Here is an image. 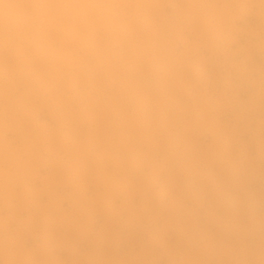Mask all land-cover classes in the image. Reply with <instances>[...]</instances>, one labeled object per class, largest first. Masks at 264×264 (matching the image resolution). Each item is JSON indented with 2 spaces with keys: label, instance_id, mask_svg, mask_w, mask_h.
I'll return each mask as SVG.
<instances>
[{
  "label": "rangeland",
  "instance_id": "374dc122",
  "mask_svg": "<svg viewBox=\"0 0 264 264\" xmlns=\"http://www.w3.org/2000/svg\"><path fill=\"white\" fill-rule=\"evenodd\" d=\"M189 2L244 5L208 74L150 31L89 38L83 64L0 37V264H264V3Z\"/></svg>",
  "mask_w": 264,
  "mask_h": 264
},
{
  "label": "clouds",
  "instance_id": "9594fccd",
  "mask_svg": "<svg viewBox=\"0 0 264 264\" xmlns=\"http://www.w3.org/2000/svg\"><path fill=\"white\" fill-rule=\"evenodd\" d=\"M36 7L41 10L40 19L47 16L79 27L90 38H102L123 30L137 33L150 31L156 35L163 50L175 53L181 49V54L192 65L208 74L216 70L221 56L230 52L236 42L234 13L244 5L226 2L194 4L189 0H109L91 5L38 4ZM13 8L14 5L7 0H0V10L5 16ZM261 50L264 51V45H261ZM38 106L54 120L62 115L61 105L54 98L42 99L38 101ZM45 166L42 162L36 163L32 175L40 177ZM6 207L5 190L4 206L0 212ZM3 228L8 229L7 217L4 218Z\"/></svg>",
  "mask_w": 264,
  "mask_h": 264
},
{
  "label": "crops",
  "instance_id": "0c3cea01",
  "mask_svg": "<svg viewBox=\"0 0 264 264\" xmlns=\"http://www.w3.org/2000/svg\"><path fill=\"white\" fill-rule=\"evenodd\" d=\"M53 1L57 2L55 5H91L109 2V0H7L14 5V8L7 16L0 10V37L10 32L16 33L13 41L5 43L6 47L10 45V48L14 49V53L16 51V61L24 65L44 64L47 60H41L42 55L50 53V50L53 51L54 46L63 51L72 49L77 64L89 60L90 37L86 36L79 27H73L47 16L44 19L39 18L41 10L37 9L36 5L50 3L54 5Z\"/></svg>",
  "mask_w": 264,
  "mask_h": 264
}]
</instances>
